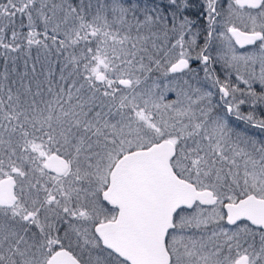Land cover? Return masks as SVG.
<instances>
[{
  "label": "snow or ice",
  "instance_id": "1",
  "mask_svg": "<svg viewBox=\"0 0 264 264\" xmlns=\"http://www.w3.org/2000/svg\"><path fill=\"white\" fill-rule=\"evenodd\" d=\"M0 264H264V0H0Z\"/></svg>",
  "mask_w": 264,
  "mask_h": 264
},
{
  "label": "flooded vegetation",
  "instance_id": "2",
  "mask_svg": "<svg viewBox=\"0 0 264 264\" xmlns=\"http://www.w3.org/2000/svg\"><path fill=\"white\" fill-rule=\"evenodd\" d=\"M224 2H227V0H224ZM202 42V41H201ZM194 67H195V65H193ZM217 68H219V66H217ZM203 75V73L201 72V76ZM221 76L223 77V73H221ZM233 79H234V77H233ZM218 98V97H217ZM244 111H247V107L245 106L244 107ZM233 120H234V118H233ZM234 123H237V124H239V126L241 127V128H243L244 127V125H243V122H237V121H235L234 120Z\"/></svg>",
  "mask_w": 264,
  "mask_h": 264
},
{
  "label": "rangeland",
  "instance_id": "3",
  "mask_svg": "<svg viewBox=\"0 0 264 264\" xmlns=\"http://www.w3.org/2000/svg\"><path fill=\"white\" fill-rule=\"evenodd\" d=\"M222 2H224V0H222ZM224 3H225V6H226V3H227V2H224Z\"/></svg>",
  "mask_w": 264,
  "mask_h": 264
},
{
  "label": "trees",
  "instance_id": "4",
  "mask_svg": "<svg viewBox=\"0 0 264 264\" xmlns=\"http://www.w3.org/2000/svg\"><path fill=\"white\" fill-rule=\"evenodd\" d=\"M35 54V53H34Z\"/></svg>",
  "mask_w": 264,
  "mask_h": 264
}]
</instances>
